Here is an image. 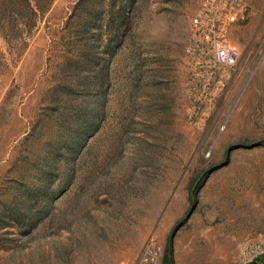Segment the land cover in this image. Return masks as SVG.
<instances>
[{
	"label": "rangeland",
	"instance_id": "374dc122",
	"mask_svg": "<svg viewBox=\"0 0 264 264\" xmlns=\"http://www.w3.org/2000/svg\"><path fill=\"white\" fill-rule=\"evenodd\" d=\"M46 1L0 24V264H264V0L219 72L203 0H130L113 52L120 1Z\"/></svg>",
	"mask_w": 264,
	"mask_h": 264
},
{
	"label": "built area",
	"instance_id": "2783aa9c",
	"mask_svg": "<svg viewBox=\"0 0 264 264\" xmlns=\"http://www.w3.org/2000/svg\"><path fill=\"white\" fill-rule=\"evenodd\" d=\"M244 0H203L201 8L192 19V27L197 34H204L206 37L212 35L220 37L208 44L205 48V55H208L206 64L216 66L219 70H229L237 67L241 58L238 48L231 47L223 39L228 26L232 23L239 24L248 18V13L243 10ZM210 19L213 23H210ZM151 242L147 244L142 256L136 264H158L156 262L157 250Z\"/></svg>",
	"mask_w": 264,
	"mask_h": 264
},
{
	"label": "trees",
	"instance_id": "16d2710c",
	"mask_svg": "<svg viewBox=\"0 0 264 264\" xmlns=\"http://www.w3.org/2000/svg\"><path fill=\"white\" fill-rule=\"evenodd\" d=\"M46 1V0H44ZM115 0H109L111 6H114ZM120 1L119 6L117 7V20L118 24L115 26V32L112 36L109 37L107 46L109 50L113 52V45L115 44L116 36L119 35L125 24V16L124 11L130 0H118ZM48 4L51 3V0H47ZM41 4V3H40ZM39 8V9H38ZM47 8V7H46ZM41 10L38 0H0V24L3 27L11 26L13 28H19V33L16 35H11V37L21 38L24 32L29 31L36 20V15L38 11ZM100 20L97 19V22ZM106 24H109V21H105ZM10 27V28H11ZM110 52V51H109ZM110 52V53H111ZM38 224L37 221H33L32 226L30 228H35Z\"/></svg>",
	"mask_w": 264,
	"mask_h": 264
}]
</instances>
